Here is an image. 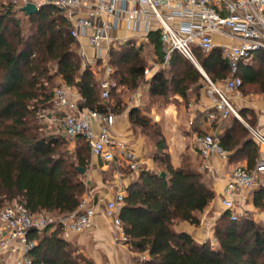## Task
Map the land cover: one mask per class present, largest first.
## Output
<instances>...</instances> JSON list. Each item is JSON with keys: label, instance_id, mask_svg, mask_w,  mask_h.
<instances>
[{"label": "trees", "instance_id": "obj_1", "mask_svg": "<svg viewBox=\"0 0 264 264\" xmlns=\"http://www.w3.org/2000/svg\"><path fill=\"white\" fill-rule=\"evenodd\" d=\"M149 40L161 64L160 33H152ZM142 46L132 40L112 51L109 64L115 69L112 79L118 88L112 90L111 97L121 88L136 91L146 81ZM78 50L69 24L53 7H42L27 17L0 0V210L18 201L32 214L62 216L75 212L87 192L88 143L78 138L72 152L63 134L43 128L39 120V114L52 107L58 78L78 92L81 109L119 110L120 103L112 107L103 102L101 84L83 67ZM195 53L199 66L215 85L230 77L220 49L209 55L199 50ZM239 76L245 94L264 95V52L243 63ZM202 82V73L179 53L172 55L169 71L162 68L146 81L150 98L167 104L171 99L189 102L192 96L198 97ZM141 113V108L132 109L129 119L135 131L156 140L157 154L152 158L160 171L141 169L134 174L119 212L125 244L139 256L136 264H264V223L252 217L232 221L225 212L213 229L215 245L199 244L192 236L176 232L180 222L198 227L199 215L214 202L215 194L189 156H184L181 167L172 165L161 126ZM239 115L255 128L254 112L245 109ZM224 120L222 147L231 153V161H245L246 169L253 170L260 153L250 130L234 115ZM147 129L150 133H145ZM252 199L255 209L264 212V187L258 188ZM51 230L32 235L39 239L31 252L34 264H91L78 246L63 237L60 227Z\"/></svg>", "mask_w": 264, "mask_h": 264}, {"label": "built area", "instance_id": "obj_2", "mask_svg": "<svg viewBox=\"0 0 264 264\" xmlns=\"http://www.w3.org/2000/svg\"><path fill=\"white\" fill-rule=\"evenodd\" d=\"M17 10L28 4L38 9L53 7L70 26V36L78 42V55L83 67L92 72H104L101 81V98L107 103L111 92L118 88L112 79L115 72L110 66V55L119 45L129 41L149 44L150 35L161 36L163 61L155 70H145V79L152 78L160 67L170 68L172 55L179 53L202 73L208 81L211 97H217L214 108L222 120L230 115L241 120L232 104V97H241L243 82L239 76L240 66L249 62L258 52H264V0H8ZM121 31L133 38L121 39ZM219 37L223 42L217 43ZM85 40L86 44L82 41ZM220 49L223 60L230 68V77L221 85H215L199 66L196 50L209 55ZM58 87L52 99V107L39 114L40 124L50 130L52 124L70 142L84 138L92 157L105 164H112L116 173L122 168L137 173L141 168L139 156L113 134L117 121L114 113H101L81 109L80 101L73 98V88L58 78ZM75 93V92H74ZM75 95H79L78 92ZM81 98V97H80ZM196 105L190 104L191 108ZM217 122L216 113L208 115ZM259 146L260 157L251 171L237 167L229 177L223 191L222 206L230 213L232 221L245 217L238 198L242 194L253 197L264 187V134L248 126ZM196 145L203 163L201 174L215 176L213 158L227 159L229 153L222 147L217 134H202ZM126 193L117 192L106 205L105 215L113 221L121 242H126L119 212ZM97 210L86 192L78 209L70 214L54 216L48 213L32 214L18 201L7 203L0 210V262L11 252H19L13 264H34L31 252L38 245V236L47 229L60 227L66 235H77L90 229Z\"/></svg>", "mask_w": 264, "mask_h": 264}, {"label": "crops", "instance_id": "obj_3", "mask_svg": "<svg viewBox=\"0 0 264 264\" xmlns=\"http://www.w3.org/2000/svg\"><path fill=\"white\" fill-rule=\"evenodd\" d=\"M116 36L121 39L133 38V36L126 31H121L116 34ZM216 42L221 43L223 40L217 37ZM82 43L86 44L85 40H83ZM138 45L145 46L149 44L139 43ZM93 73L97 81L102 77L104 78V72L103 74L102 72ZM150 79L151 78L145 80L148 81ZM73 91L77 93L75 89ZM74 92L73 98L79 102L81 98L79 95H75ZM178 100L182 101L180 98H178ZM231 100L238 115L240 111L245 109L254 112L256 120L253 130L264 134V95L250 93L239 98L232 97ZM189 102L190 104L194 103L196 105L194 108L189 107L190 109L188 110L190 112V125L193 127V131L190 133L191 136L187 135L190 142H188L180 158L175 159L171 152H169V154L171 155L172 165L175 168L181 167L183 158L187 155L190 157L194 167L199 171L203 160L196 145L197 137L202 134L214 133L221 137L225 130L226 121L222 120L219 113L215 110V101L211 97L210 89H202L199 96H193L192 99L190 98ZM109 105L115 107L113 104ZM135 108H138V106ZM116 112L117 111L114 112L117 116V121L113 128L114 136L125 143L139 156L141 160L140 170L146 169L148 171H155L157 164L154 159L149 156V150L145 147L143 135L133 129L129 119L130 112L128 114H118ZM211 113H216L218 118L216 123H212L209 120L208 115ZM148 117L153 120L154 123L160 124L156 117ZM240 121L247 127L248 124L242 118ZM50 130L55 132L58 131L59 128L57 125L52 124ZM212 166L215 170V176L212 177L209 174L203 175L205 183L215 194V200L203 214L199 215L201 224L195 227L189 223L180 222L175 227L176 232L186 233L192 236L199 244L211 242L215 245L216 242L213 229L218 220L226 212L222 206L223 191L235 168H246L247 163L245 161H231V153H229L227 159L213 158ZM134 174L136 173H130L126 168H122L121 172L117 174L112 164H105L91 155L85 183L87 186V193L93 200V205L97 210V214L93 219L92 227L83 233L77 235H66L63 233V237L68 242H72L78 246L80 253L83 254L91 264H136L135 259L139 256L132 252L131 248L126 245L125 242L119 240V235L114 228L113 221L105 215L107 203L112 200L117 192L124 191L126 193ZM238 201L243 206L244 211L251 214L255 221L261 220L264 223V212L255 209L252 197L244 193L238 198ZM53 229L51 231H53ZM19 257H21V254L13 251L1 261L0 264H13Z\"/></svg>", "mask_w": 264, "mask_h": 264}, {"label": "rangeland", "instance_id": "obj_4", "mask_svg": "<svg viewBox=\"0 0 264 264\" xmlns=\"http://www.w3.org/2000/svg\"><path fill=\"white\" fill-rule=\"evenodd\" d=\"M1 3L7 5L9 4V1L1 0ZM25 32L26 34L28 33L27 24L25 26ZM142 47H144L146 70H155L157 66L160 65V62L157 59V56L154 54V50L150 45H143ZM161 69L162 67H160L159 71ZM169 69H171V67L167 68L168 71ZM102 79L103 77L99 79L100 84ZM201 86L203 89H210L209 83L206 79L205 82H202ZM245 93L246 89H242L241 95L244 96ZM213 97L215 100L217 99L215 95ZM175 100L177 101L171 99L170 103L167 104L166 101L150 98L148 85L146 81H144L140 84L136 91H131L124 88L116 90L108 102L110 104H113L114 106L120 103V107H118L119 110H116V113L118 114H128L132 109H135V107L138 106V108L142 109L141 116H153L154 118L156 117V119H158L160 122L159 125L161 126V129L165 136L167 152H171L174 158L177 159L180 158L182 153H184L185 147L187 146L188 142H190L187 135H190V133L193 131V127L190 125L189 120L190 112L188 110L190 109V102H182L178 100V98H176ZM145 133H150V130L147 129ZM149 137L150 138L144 137L145 147H147V149L149 150V156L152 158L155 154H157V150L155 147L156 140L151 138V136ZM67 142L68 149L74 152L77 149V143L70 141ZM155 171H160L158 165H156ZM245 217H252V215L245 212ZM257 222L262 223L261 220Z\"/></svg>", "mask_w": 264, "mask_h": 264}, {"label": "water", "instance_id": "obj_5", "mask_svg": "<svg viewBox=\"0 0 264 264\" xmlns=\"http://www.w3.org/2000/svg\"><path fill=\"white\" fill-rule=\"evenodd\" d=\"M39 10L40 9H38L36 5L30 3L26 5L24 8H22L20 12L25 14V16L30 17V16L37 14ZM81 173L84 175L86 173V170H81ZM161 176L165 178L166 174L163 172L161 173Z\"/></svg>", "mask_w": 264, "mask_h": 264}]
</instances>
